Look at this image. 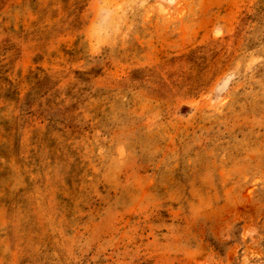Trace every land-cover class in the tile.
<instances>
[{"label": "rangeland", "instance_id": "obj_1", "mask_svg": "<svg viewBox=\"0 0 264 264\" xmlns=\"http://www.w3.org/2000/svg\"><path fill=\"white\" fill-rule=\"evenodd\" d=\"M0 264H264V0H0Z\"/></svg>", "mask_w": 264, "mask_h": 264}]
</instances>
